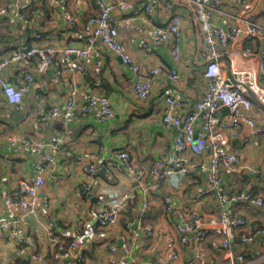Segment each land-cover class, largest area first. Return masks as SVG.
Masks as SVG:
<instances>
[{"label":"built area","instance_id":"2783aa9c","mask_svg":"<svg viewBox=\"0 0 264 264\" xmlns=\"http://www.w3.org/2000/svg\"><path fill=\"white\" fill-rule=\"evenodd\" d=\"M94 1L97 11L84 19L81 9L77 13L70 12L69 0H0V25L10 30L7 41L0 42V94L9 109L26 110L24 95L51 66L60 65L65 73L86 75L92 59L98 69L103 67L104 50L119 55L137 74L133 92L139 101H145L153 91L150 74H165L173 83L180 81L182 74L176 68L157 66L144 71L120 38L119 14H131L132 18L141 13L154 15L161 12L157 10L161 5L167 16H163V24L149 29L148 39L156 44L174 41L170 53L175 62L183 59L179 43L184 35L183 22L193 19L199 29L198 52L204 90L194 103H188L177 90L160 93L162 122L166 127L177 128L171 151L157 156L152 166L146 168L135 162L126 147L118 148L113 152L114 160L101 158L83 164V188L92 192L103 170L109 173L123 170L143 193V217L149 208L150 195L161 192L169 178L190 177L199 172L205 178L206 187L195 198L212 194L214 210L201 206L183 209L187 207L177 205L169 194H164V214L171 215L175 210L180 220L167 231L156 260L148 262L264 264V225H253L245 212L259 210L264 214V195H255L248 187L228 186L225 181L226 174L241 165L239 154L229 148L240 128L247 126L255 134L264 133V22L257 20L255 10L259 0H164L159 4L154 0L143 4L128 0ZM38 4L50 9L61 6L57 13L62 24L58 43L42 26L34 23L35 15L45 14L42 10L34 14L33 7ZM183 6L189 12H185ZM53 18L56 17L53 15ZM124 22L134 27L131 18ZM139 45L149 49L145 40ZM20 62L24 66L14 68L12 78L4 74L8 65ZM72 86L64 104H54L40 111V121H68L88 115L105 120L116 114L108 95L78 92L76 84ZM9 141L11 145L22 144L29 153L46 151L37 160L32 178L15 182L8 193L10 215L0 219V234L14 239L20 246V255H28L33 264H82L88 249L105 238L109 239L110 254L121 255L117 264H132L137 259L136 249L139 244L144 245L141 239L153 237L157 228L145 225L138 235L128 222L121 245L110 242L108 232L120 222L133 199L130 192L120 189L109 200L103 195L98 197L101 207L93 212L94 222L83 224L82 231L73 232L68 228L66 232H58L49 222L45 234L53 248L41 251L28 225L32 217L50 206L49 197L40 194L46 170H55L61 136L43 140L18 133L12 134ZM234 203L244 212H236ZM65 237L70 239L67 247ZM221 255L227 257V263L222 261ZM110 261L116 260L111 257Z\"/></svg>","mask_w":264,"mask_h":264},{"label":"crops","instance_id":"0c3cea01","mask_svg":"<svg viewBox=\"0 0 264 264\" xmlns=\"http://www.w3.org/2000/svg\"><path fill=\"white\" fill-rule=\"evenodd\" d=\"M128 1L143 4L148 0ZM156 1L159 4L164 0H154ZM160 6L157 10L162 13L154 15L141 13L132 18L131 14L120 13L117 24L120 38L126 44L134 61L140 63L144 71L149 72L152 67L157 66L161 69L176 68L182 74L181 80L177 83H173L165 74H150L153 91L147 100L139 101L133 92L134 82L138 79L137 74L123 63L119 55L107 50L103 51V67L98 69L92 59L89 61L86 75L65 73L60 65L51 66L24 95L26 110L18 111L23 113V116L12 115V109H9L0 94V219L10 215L7 205L8 193L15 182L24 178L31 179L37 160L46 153L45 150L42 153H29L22 144L11 145L9 137L18 133L43 140H48L53 135L61 136L55 155V170L51 168L46 170V181L40 194L41 197L44 195L49 197L50 206L32 217L28 225V229L35 234L41 251L53 248L45 234L49 222L53 223L58 232L76 226V222H79L77 228L79 230L83 224L94 222L93 212L101 207L97 201L98 197L103 195L105 200H109L117 189L130 192L133 199L120 222L108 232L111 243L116 242L120 245L122 236L127 233L126 224L129 222L133 228L132 224L136 216L140 221L138 228L133 232L138 235L145 225H153L157 228L153 237L141 239L144 245H138L137 259L132 264H150L148 261H155L159 248L164 244L167 231L173 229L175 221L180 220L175 210L171 215L164 214V194H169L177 205L187 207L183 209L201 206L214 210L212 194L195 198L206 187L205 178L199 172L190 177L175 175L169 178L161 192L155 191L150 195L149 208L143 217L141 216L143 193L137 183L123 170L113 173L103 170L92 192L83 188L85 179L82 172L83 164H90L101 158L114 160L113 152L118 148L126 147L135 162L146 168L152 166L157 156L167 155L171 151L177 128L166 127L162 122L163 101L160 93L177 90L188 103H194L203 93V67L198 52L199 29L194 26L193 19L188 17L190 20L186 19L183 22L184 35L179 42L183 59L179 62H175L170 53L174 41L156 44L148 39L149 29L154 25L163 24V16H167ZM184 8L185 12H189L186 7ZM68 9L72 13H77L81 9L84 19L97 11L94 0H69ZM33 10L36 11L34 14H37L38 10L45 12L41 17L35 15L34 23L36 26H42L46 34L51 35L58 43L62 24L57 13L61 10V6L56 5L50 9L45 4H38ZM255 10L257 20L264 22V0L257 1ZM126 18L132 19L134 27L126 26L124 22ZM7 33L9 27L5 26V30L0 31V42L7 39ZM142 40H145L149 49L139 45ZM21 66H24L21 62L8 65L4 69V74L12 78L14 68ZM73 83L76 84L78 92L94 91L108 95L114 103L116 114L105 120L88 115L68 121L60 119L40 121V111L54 104L65 103ZM229 148L239 154L241 165L226 174L225 181L228 186L248 187L255 195H264V133L255 134L249 127L243 126L232 139ZM233 208L236 212H244L237 203L233 204ZM249 213H252L253 225H264V214L261 211L254 210ZM107 244L103 241L93 244L86 252L84 264H95L90 260L99 255L104 259L101 264H117L121 255L110 254ZM19 247L12 237L0 234V264L23 262L32 264L28 255H20ZM111 257L116 261L111 262ZM221 259L224 263L228 262L225 255H221Z\"/></svg>","mask_w":264,"mask_h":264},{"label":"rangeland","instance_id":"374dc122","mask_svg":"<svg viewBox=\"0 0 264 264\" xmlns=\"http://www.w3.org/2000/svg\"><path fill=\"white\" fill-rule=\"evenodd\" d=\"M0 28H1V31H4V30H5V26H1ZM245 212H246L250 217L252 216V213H249V212H247L246 210H245ZM251 219H253V218L251 217ZM79 225H80V223H79V222H76V226L70 227V231L76 232V230H77V228L79 227ZM83 227H84V226H82L81 229L79 228V230H77V231H82ZM66 231H67V230L65 229V230L62 231V232H66ZM102 241L105 242V243H106V242L108 243V240L105 239V238H103ZM102 241H101V242H102ZM121 241H122V240H121ZM105 246H106V245H105ZM107 247L109 248V244H107ZM219 256H220V254H219ZM90 261L94 262L95 264H101L102 262H104V259H103V257H102L101 255H99V256L94 257V258L91 259Z\"/></svg>","mask_w":264,"mask_h":264},{"label":"water","instance_id":"95a60500","mask_svg":"<svg viewBox=\"0 0 264 264\" xmlns=\"http://www.w3.org/2000/svg\"><path fill=\"white\" fill-rule=\"evenodd\" d=\"M11 112H12V115L15 114L16 116H23L24 115L23 113L21 114L20 112L14 110V109H12ZM138 225H139V218H138V216H136L135 219H134V221H133L132 226H133L134 229H137L138 228ZM121 243L122 242H120V245H121Z\"/></svg>","mask_w":264,"mask_h":264},{"label":"trees","instance_id":"16d2710c","mask_svg":"<svg viewBox=\"0 0 264 264\" xmlns=\"http://www.w3.org/2000/svg\"><path fill=\"white\" fill-rule=\"evenodd\" d=\"M0 31H1V28H0ZM9 33H10V30H9ZM9 33H7V35L9 34ZM7 38L9 37V36H6ZM5 37V38H6ZM8 110V109H7ZM6 112H8V111H6ZM68 229V228H67ZM56 231H58L57 229H56ZM64 241H65V247H67L68 246V244L70 243V239L68 238V237H65V239H64ZM85 263V262H84ZM84 263H82V264H84ZM21 264H28L27 262H23V263H21ZM33 264V263H32Z\"/></svg>","mask_w":264,"mask_h":264}]
</instances>
